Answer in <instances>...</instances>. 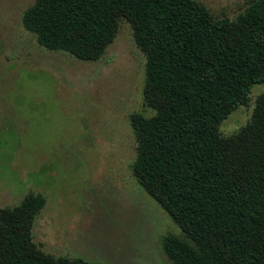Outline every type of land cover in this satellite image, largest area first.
Here are the masks:
<instances>
[{
    "label": "trees",
    "instance_id": "1",
    "mask_svg": "<svg viewBox=\"0 0 264 264\" xmlns=\"http://www.w3.org/2000/svg\"><path fill=\"white\" fill-rule=\"evenodd\" d=\"M144 56L141 113L129 118L131 174L173 220L170 264H264V0L234 18L198 0H33L20 23L49 51L97 61L119 21ZM249 119L223 135L221 123L247 106ZM44 203L28 192L0 207V264H100L53 256L33 242Z\"/></svg>",
    "mask_w": 264,
    "mask_h": 264
},
{
    "label": "rangeland",
    "instance_id": "2",
    "mask_svg": "<svg viewBox=\"0 0 264 264\" xmlns=\"http://www.w3.org/2000/svg\"><path fill=\"white\" fill-rule=\"evenodd\" d=\"M234 18L247 0H198ZM33 0H0V207L28 192L44 203L32 240L53 256L100 264H170L161 250L180 235L171 217L136 182L132 113H141L144 56L124 21L97 61L49 51L20 23ZM247 106L220 126L223 135L250 117Z\"/></svg>",
    "mask_w": 264,
    "mask_h": 264
}]
</instances>
